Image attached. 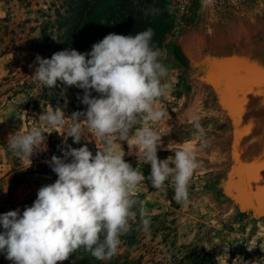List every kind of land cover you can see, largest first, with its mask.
<instances>
[{
	"label": "rangeland",
	"instance_id": "1",
	"mask_svg": "<svg viewBox=\"0 0 264 264\" xmlns=\"http://www.w3.org/2000/svg\"><path fill=\"white\" fill-rule=\"evenodd\" d=\"M168 1L175 27L156 47L160 63L167 68L161 83L168 87L154 106L170 114L163 125L167 133L163 145L198 146L201 166L191 179L188 201L177 203L171 189L161 192L152 187L147 179L150 164L138 163L134 154H128L127 142H121L124 159L146 177L133 195L142 202L150 224L144 227L138 203L137 215L129 223L139 225L140 242L131 247L122 235L114 257L140 264H197L195 257L206 255L214 264H264V215L241 212L223 190L234 164L231 121L214 89L198 77L214 60L226 57L264 64V0H213L208 6L199 0L195 16L193 0L187 10H181L175 0ZM74 4V0H0V213L30 206L38 189L57 179L45 160L53 154L62 156L60 149L67 146L59 133H45L47 151L33 155L31 165L24 168L28 161L8 148L9 134L40 124L39 115L49 107H62L68 116L86 108L78 98L83 89L59 83L41 87L32 75L37 54L50 58L54 52L74 48L67 40L76 15ZM196 122L204 129L203 141L195 139ZM67 143L78 148L85 141L82 138L77 144L69 137ZM88 147L95 154L94 140ZM157 154L169 161L174 155L160 146ZM80 250L58 264H85ZM0 264L11 262L0 254Z\"/></svg>",
	"mask_w": 264,
	"mask_h": 264
},
{
	"label": "clouds",
	"instance_id": "2",
	"mask_svg": "<svg viewBox=\"0 0 264 264\" xmlns=\"http://www.w3.org/2000/svg\"><path fill=\"white\" fill-rule=\"evenodd\" d=\"M212 3L202 0L204 6ZM153 36L151 28L134 35L111 32L87 53L66 48L50 58L36 55L34 80L46 88L59 83L83 89L78 98L86 108L68 116L62 107H49L39 115L40 124L8 136V148L28 161L24 168L31 165L33 155L47 151L45 133H59L67 145L60 149L62 156L53 154L45 160L57 179L41 186L23 211L0 213V254L11 264H58L80 248L97 260L110 259L120 237L129 231L138 203L142 223L148 227L142 202L133 195L146 177L124 159L121 142H127L128 154H134L138 163L150 164L147 179L154 189H171L177 203L188 201L191 179L201 166L199 147L163 145L167 134L163 125L170 114L155 107L154 101L166 94L168 85L161 78L167 68L152 46ZM194 127L195 139L203 141V127L198 122ZM69 137L73 143L82 138L85 143L73 147L67 143ZM93 140L95 154L88 147ZM158 146L173 152V159H160Z\"/></svg>",
	"mask_w": 264,
	"mask_h": 264
},
{
	"label": "trees",
	"instance_id": "3",
	"mask_svg": "<svg viewBox=\"0 0 264 264\" xmlns=\"http://www.w3.org/2000/svg\"><path fill=\"white\" fill-rule=\"evenodd\" d=\"M74 1L76 6H73V9L76 15L73 17L67 40L71 41V46L82 53L89 52L92 45L108 33L134 35L148 28L154 32L152 46L156 48L162 45L166 35L175 27V20L170 12L171 3L168 0ZM193 1L191 10L192 15L195 16L199 0ZM51 146L54 152L55 143L52 142ZM138 230L139 225L135 224L123 234L131 247H137L140 242L137 236ZM80 249L78 255H81L85 264H140L134 259L120 260L114 256L110 259L97 260L84 248ZM195 258H197V264H214L206 255Z\"/></svg>",
	"mask_w": 264,
	"mask_h": 264
},
{
	"label": "water",
	"instance_id": "4",
	"mask_svg": "<svg viewBox=\"0 0 264 264\" xmlns=\"http://www.w3.org/2000/svg\"><path fill=\"white\" fill-rule=\"evenodd\" d=\"M232 58L214 60L200 78L214 89L219 105L228 114L232 124L230 152L234 164L223 183V190L241 212L253 213L255 217H259L264 215V169L260 170L257 179L250 182L251 192H248L240 182L241 170L238 165L264 159V94L253 89L246 94L242 111H237L232 106L226 83L220 75L223 69L233 64Z\"/></svg>",
	"mask_w": 264,
	"mask_h": 264
},
{
	"label": "snow or ice",
	"instance_id": "5",
	"mask_svg": "<svg viewBox=\"0 0 264 264\" xmlns=\"http://www.w3.org/2000/svg\"><path fill=\"white\" fill-rule=\"evenodd\" d=\"M233 64L220 73L226 83L229 99L237 111H242L245 96L253 89L260 90L264 94V66H259L246 57H233ZM241 170L240 182L243 188L251 192L250 182L260 175L264 169V159L260 162L238 165ZM264 191V190H262Z\"/></svg>",
	"mask_w": 264,
	"mask_h": 264
},
{
	"label": "built area",
	"instance_id": "6",
	"mask_svg": "<svg viewBox=\"0 0 264 264\" xmlns=\"http://www.w3.org/2000/svg\"><path fill=\"white\" fill-rule=\"evenodd\" d=\"M181 10H187L191 0H175Z\"/></svg>",
	"mask_w": 264,
	"mask_h": 264
},
{
	"label": "flooded vegetation",
	"instance_id": "7",
	"mask_svg": "<svg viewBox=\"0 0 264 264\" xmlns=\"http://www.w3.org/2000/svg\"><path fill=\"white\" fill-rule=\"evenodd\" d=\"M202 73H203V72H202ZM201 75H202V74H200L199 76H201ZM203 75H204V74H203ZM203 75H202V76H203Z\"/></svg>",
	"mask_w": 264,
	"mask_h": 264
}]
</instances>
